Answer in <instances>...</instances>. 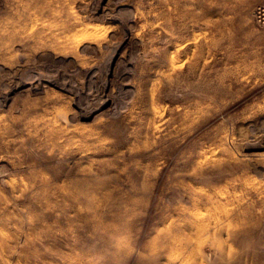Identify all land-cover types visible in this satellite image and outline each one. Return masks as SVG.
I'll return each instance as SVG.
<instances>
[{"label": "rangeland", "instance_id": "374dc122", "mask_svg": "<svg viewBox=\"0 0 264 264\" xmlns=\"http://www.w3.org/2000/svg\"><path fill=\"white\" fill-rule=\"evenodd\" d=\"M0 264H264V0H0Z\"/></svg>", "mask_w": 264, "mask_h": 264}, {"label": "bare ground", "instance_id": "6f19581e", "mask_svg": "<svg viewBox=\"0 0 264 264\" xmlns=\"http://www.w3.org/2000/svg\"><path fill=\"white\" fill-rule=\"evenodd\" d=\"M192 221V220H191ZM191 225V224H190Z\"/></svg>", "mask_w": 264, "mask_h": 264}]
</instances>
